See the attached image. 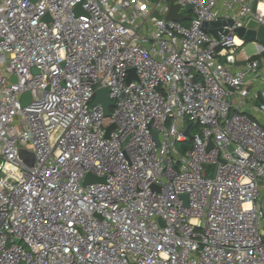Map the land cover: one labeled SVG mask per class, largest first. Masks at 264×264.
Instances as JSON below:
<instances>
[{
    "label": "built area",
    "instance_id": "obj_1",
    "mask_svg": "<svg viewBox=\"0 0 264 264\" xmlns=\"http://www.w3.org/2000/svg\"><path fill=\"white\" fill-rule=\"evenodd\" d=\"M172 1L0 0V264H264V0Z\"/></svg>",
    "mask_w": 264,
    "mask_h": 264
},
{
    "label": "water",
    "instance_id": "obj_2",
    "mask_svg": "<svg viewBox=\"0 0 264 264\" xmlns=\"http://www.w3.org/2000/svg\"><path fill=\"white\" fill-rule=\"evenodd\" d=\"M257 7V2L253 4V11L256 10ZM181 6L178 4H175L174 0L171 2L169 11L166 15L167 20H174V21H184V20H189L191 19L190 16L184 15L180 12ZM192 9L191 5H188L186 7V11L189 12ZM76 12L80 13L82 12L81 5H78L76 7ZM45 19H48V16L45 17ZM234 20L233 19H223L220 21L216 22H211V23H204L203 24V29L205 31H208L216 36L219 35V32L226 33L227 30L224 28L225 26H232L234 25ZM238 36L244 40V42H250V41H258L264 43V25H260L259 22L254 19L250 18L248 22L246 23L245 26L239 27L236 29ZM135 69L130 70V77L128 79V82L131 81L132 77L135 76ZM30 100V93H25L23 96V103L26 104ZM101 103L106 116H109L110 114V106L113 104V101L109 97V88L104 87L100 88L97 93H96V98L94 100V104L96 103ZM191 126V125H190ZM190 126L189 128L185 131V134L192 139V135L190 132ZM115 128V124H111L107 128V134L106 136L108 137L111 133V131ZM156 135V133H155ZM213 146V144L210 145V148ZM105 178L95 176L91 173H89L85 179V184L92 183V182H104ZM184 199H188V195L183 196Z\"/></svg>",
    "mask_w": 264,
    "mask_h": 264
},
{
    "label": "crops",
    "instance_id": "obj_3",
    "mask_svg": "<svg viewBox=\"0 0 264 264\" xmlns=\"http://www.w3.org/2000/svg\"><path fill=\"white\" fill-rule=\"evenodd\" d=\"M243 46L239 47L237 50V65L244 64L247 58H253L254 56L248 55L244 50ZM260 59V78L257 80L251 79L245 88V96L242 98H233L232 101L236 107V110L245 109L246 114L253 118H256L259 122L264 125V114L260 113L257 110V106L262 100L261 91L264 88V57H261ZM256 95L258 96L256 97Z\"/></svg>",
    "mask_w": 264,
    "mask_h": 264
},
{
    "label": "rangeland",
    "instance_id": "obj_4",
    "mask_svg": "<svg viewBox=\"0 0 264 264\" xmlns=\"http://www.w3.org/2000/svg\"><path fill=\"white\" fill-rule=\"evenodd\" d=\"M157 15L159 16V13H157ZM243 48L246 51V53L250 56L256 55V53H257L255 41L245 42V45L243 46ZM193 131H194V133H197L199 131V129L195 127L193 129ZM190 142H191V139H189V143ZM178 147H181V144H178ZM215 167H216L215 165L208 166V168L210 169V175L211 176H214Z\"/></svg>",
    "mask_w": 264,
    "mask_h": 264
},
{
    "label": "trees",
    "instance_id": "obj_5",
    "mask_svg": "<svg viewBox=\"0 0 264 264\" xmlns=\"http://www.w3.org/2000/svg\"><path fill=\"white\" fill-rule=\"evenodd\" d=\"M261 57H264V54L262 55H254L253 58H261Z\"/></svg>",
    "mask_w": 264,
    "mask_h": 264
},
{
    "label": "bare ground",
    "instance_id": "obj_6",
    "mask_svg": "<svg viewBox=\"0 0 264 264\" xmlns=\"http://www.w3.org/2000/svg\"><path fill=\"white\" fill-rule=\"evenodd\" d=\"M238 42H240V40H238Z\"/></svg>",
    "mask_w": 264,
    "mask_h": 264
}]
</instances>
